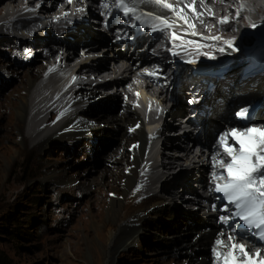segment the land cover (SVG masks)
Masks as SVG:
<instances>
[{
	"label": "bare ground",
	"instance_id": "6f19581e",
	"mask_svg": "<svg viewBox=\"0 0 264 264\" xmlns=\"http://www.w3.org/2000/svg\"><path fill=\"white\" fill-rule=\"evenodd\" d=\"M87 1L89 7H87ZM99 1L85 0L89 20L82 21L80 11L83 9V2L80 0H73L72 4L67 0H44L43 3L42 0H0V44L12 48L13 59L28 61L22 68L21 74L24 80L20 81L21 90L18 91V96L24 94L26 98L22 96L17 103L8 99L1 108L2 117L5 120L1 132L6 133L8 137L14 130L18 144H11L8 138H4V141H0V153L6 156L19 155L42 148L62 127L66 129L60 139L88 138L92 135V131L103 132L104 128L93 126L102 122V114H96L90 119L83 113V108L86 105L102 104L106 100H111L115 94L123 96L124 105L119 116L110 119L109 122L112 126L115 125V121H118L116 128L120 132L117 137L118 148H120L118 164L121 165V169L117 186L123 197H110L106 205L108 216L118 220L128 215L131 210L136 209V213H141L153 206L170 213L177 204L182 208L188 207V210L193 212L200 211L203 215L200 220L202 230L199 236L204 237L210 244L214 242L216 264H223V256H217V252H227L229 244L243 243L237 237L230 241L228 239L230 234L225 231L221 223L218 222L220 226L212 223L220 216L216 217V213L211 211L213 207L211 204H216L218 200L212 191V182L209 181L206 171L208 168L219 167L214 163V157L217 160L223 159L226 163L227 155L218 143L212 140L211 134L220 131L218 137L227 132L232 127L229 122H234L226 118L227 114L249 105H254L258 109L252 119L255 123L251 126L258 128L264 122L262 112L264 111V38L259 36L264 32V22L259 20L264 17V0H203L205 6L220 19L225 16L230 18L233 12L236 14V10L241 7L240 4L248 9V11L242 9L240 14L242 17L240 15L236 17L234 25L243 31L244 26L246 27L244 18H250L257 26L249 32L259 34L257 37L262 39L257 38L252 46L243 49H239L235 38L231 37L233 32L228 31L225 35H221L212 26L200 23L192 8L188 7L192 5L196 12L202 13L203 7L199 5V0H189V3H185V0L169 1L175 8H183V14H187L188 19L195 24V28L190 30L196 33L195 36L198 38L196 43L204 45L197 48L194 44L186 43L189 41L186 37H178V40L186 47L185 51L178 50V53L187 57L188 67L184 68L189 72H185L184 68L178 69L173 88H177V92L186 88L185 90H189L187 94L189 97L200 94L199 97H203L202 107L207 109L206 113L210 116L199 120L200 125L204 120L206 127L203 125V132L198 140L193 136L194 130L185 132V128H180V124L171 125L172 127L166 124L160 132L155 133V138L152 139V141L161 142L156 151L152 149L155 148L152 142L151 148L147 147L146 143L151 135L147 134V127L144 125L143 128L141 117L137 116V112L131 105L138 104L136 108L138 113L147 118L151 124H155L159 119L161 105L168 101L163 97L165 91L159 89L157 94L152 89L153 86L149 85L155 82L141 84L138 75L142 73L138 64L145 65L146 57L141 51L137 52L138 49H142V45L138 48L133 47L134 52L125 54L121 52L123 47H120L121 36L113 35V33L103 34L101 30L95 31L91 28V25L100 27ZM147 1L135 0L138 3ZM181 2L185 4H180ZM153 6L154 10H165L158 5ZM71 11L78 15L68 24L64 20ZM155 15L159 16L158 11H155ZM60 24L70 25L73 28L66 30L63 35ZM119 32L122 30L117 31V34ZM184 34L188 35L186 30ZM53 36H56L58 40L53 39ZM207 37L220 39H206ZM54 40L57 44L56 49L49 46ZM227 41H232L231 47L235 49L233 51L238 52L236 57L238 71L247 74L239 73L236 77L218 80L204 76L202 74L204 67H208L206 59L210 60L215 54L219 56L224 54V51L221 52L218 49L228 47ZM78 46L82 47V55L76 52ZM197 49L200 52H197ZM73 56L79 61L74 63L75 60L71 59ZM69 59H71L70 62H67ZM200 59H205L207 63H199ZM72 63H74L72 69L67 72L66 69L70 68ZM7 66V63L0 62V74L10 73L7 71ZM190 73L191 75L186 77ZM196 73L199 74L196 75ZM212 84H218L226 89L222 92H211L209 87ZM191 86L201 90L188 89ZM106 88L114 91L102 92ZM69 98L72 99L71 102ZM155 99L157 105H147L149 101H155ZM218 99L223 103V107L216 106ZM177 100L180 104L179 97ZM73 107H78L79 110H73ZM183 112L179 105L171 116H182ZM216 117L217 121L222 119L223 123L219 121V124H223L222 127L211 124V119ZM189 125L192 124L189 123ZM202 139L205 141V145L201 148L202 152L200 155H195L193 146H197V141L202 142ZM229 144L234 142L230 139ZM187 166L190 167L187 168ZM177 169L178 171L174 172ZM194 173L200 174L202 179L195 180L192 177ZM161 180L163 182L158 195L152 194V186ZM172 185L183 188L189 196H179L174 192ZM197 185L200 193L194 189ZM174 198L178 201L176 205ZM197 200H203L209 204L203 206ZM107 226L103 225L104 228ZM104 230L100 229L98 234H103ZM223 237L227 240H223ZM113 238V235H110L108 239L112 241ZM217 241H223V245L218 244ZM244 246L256 264L264 262V250L254 251L253 245ZM234 254L238 261L243 260L247 264L248 257H242L238 251Z\"/></svg>",
	"mask_w": 264,
	"mask_h": 264
},
{
	"label": "rangeland",
	"instance_id": "374dc122",
	"mask_svg": "<svg viewBox=\"0 0 264 264\" xmlns=\"http://www.w3.org/2000/svg\"><path fill=\"white\" fill-rule=\"evenodd\" d=\"M185 3H189V0H185ZM240 16L233 12L229 22L232 26L230 32H233L231 37L235 38L237 47L243 49L252 46L259 34L249 32L245 26L240 31L234 25L236 17ZM259 36L264 38V32ZM56 41L49 46L56 49ZM227 48L233 50L231 46L219 48L223 49L224 54H215L210 60L206 59L208 63L200 59L199 63L208 64V67L202 66V69L205 68L202 72L204 76L218 80L236 77L241 73L236 66L238 52H225ZM11 52L12 48H8V45L0 44V62L7 63V71H10L0 74V141L8 138L11 144L16 145L18 140L14 130L8 137L1 132L5 124L1 108L8 99L17 103L22 96L26 98L24 94L18 96V91L21 90L20 81L24 80L21 71L28 61L13 59ZM75 58L71 57L74 63L79 61ZM74 63L66 69L67 72ZM210 87H214L215 92L226 89L218 84ZM210 87L209 90L214 92ZM113 91L106 88L102 92ZM122 99L123 96L115 94L102 104L83 108V113L90 119L102 114V122L93 126L104 128L103 132L92 131L88 138L60 139L66 129L62 127L42 148L19 155L6 156L0 153V264H216L214 242L210 244L199 236L203 215L200 211L193 212L177 204L170 213L153 206L141 213H136V209L131 210L118 220L108 216L106 205L110 197H123L117 186L121 169L118 164V121L114 122L115 125H109L110 119L119 116L124 105ZM215 104L223 107L219 99ZM136 106L138 104L131 105L143 122L144 117L138 113ZM73 110L79 108L73 107ZM211 122L218 125L219 120L216 117ZM151 142L155 146L152 145V149L156 151L161 142ZM146 144L151 148L150 137ZM192 177L195 180L202 179L198 173ZM162 182L152 186V194L158 195ZM172 188L179 196H189L178 185H172ZM194 189L200 193L198 185ZM174 199L176 205L178 201ZM202 201H199L200 204L205 206ZM211 210L214 212L213 207ZM219 221L220 217L212 223L218 226ZM104 224L108 225L107 228L103 227ZM100 229H105V232L98 234ZM110 235L114 237L112 241L108 239ZM223 240L227 239L223 237Z\"/></svg>",
	"mask_w": 264,
	"mask_h": 264
},
{
	"label": "snow or ice",
	"instance_id": "6c2138e0",
	"mask_svg": "<svg viewBox=\"0 0 264 264\" xmlns=\"http://www.w3.org/2000/svg\"><path fill=\"white\" fill-rule=\"evenodd\" d=\"M148 2L165 10L175 12L177 17L183 20L184 24L189 28H195V24L183 14V8L177 9L168 3L167 0H148ZM69 3H71V0H69ZM117 6L124 10L125 15L134 13L136 10L135 7H129L125 0H117ZM188 7L192 8L197 19L202 16V13L196 12L192 5ZM242 8L243 6L236 10L237 16L241 14ZM211 14L214 15V13ZM148 15H151V13ZM155 19L159 20L164 27H174L173 23H169L167 19L161 16H156ZM201 23H203V20H201ZM219 23L221 25L227 24L229 23V18L227 16L222 17ZM256 26L255 24L252 25V27ZM155 30L156 28L154 27L153 31ZM192 35H196V33L193 31ZM177 38L175 33H173L172 39L175 41ZM206 39L218 40L220 38L207 37ZM186 43L194 44L197 48L204 46L194 41H186ZM226 43L231 46L233 42L227 41ZM220 50L223 51V49ZM189 62L194 63L195 61ZM238 115L244 117L245 112H240ZM229 137L234 141V144L228 143ZM219 144L223 148L224 153L230 157V160L225 163L223 159L217 160L215 157L213 158L214 163L218 164L222 169L219 173H213V180L218 181L215 184L214 191L222 193L227 203L234 206L235 211L230 216L238 218L246 229L255 230L252 234L258 237L260 241H264V128L245 127L243 131L233 128L219 138ZM219 181L223 182L220 183ZM229 219V216L220 217V220L225 223ZM228 239L231 241L234 237L229 236ZM217 243L223 245V241H217ZM227 248V252H217V256H223V264H245L243 260H237L234 254L236 251L242 257H248L247 264H256L243 244L232 243L227 245ZM261 264H264V262H261Z\"/></svg>",
	"mask_w": 264,
	"mask_h": 264
},
{
	"label": "clouds",
	"instance_id": "9594fccd",
	"mask_svg": "<svg viewBox=\"0 0 264 264\" xmlns=\"http://www.w3.org/2000/svg\"><path fill=\"white\" fill-rule=\"evenodd\" d=\"M231 28H232V27H231ZM228 31H230V29H229V30H227L226 32H228ZM175 111H176V110H175ZM175 111H174V112H175ZM171 114H172V113H170V115H169V119H171V120H174V119H176V117H172V116H171ZM143 126H144V124H143Z\"/></svg>",
	"mask_w": 264,
	"mask_h": 264
},
{
	"label": "trees",
	"instance_id": "16d2710c",
	"mask_svg": "<svg viewBox=\"0 0 264 264\" xmlns=\"http://www.w3.org/2000/svg\"><path fill=\"white\" fill-rule=\"evenodd\" d=\"M54 42H55V40H54ZM212 90H213L214 92L216 91V89H214V88H213ZM14 231L16 232L17 230H14Z\"/></svg>",
	"mask_w": 264,
	"mask_h": 264
}]
</instances>
